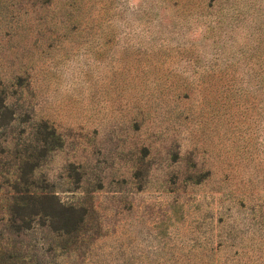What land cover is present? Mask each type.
<instances>
[{"label":"rangeland","instance_id":"374dc122","mask_svg":"<svg viewBox=\"0 0 264 264\" xmlns=\"http://www.w3.org/2000/svg\"><path fill=\"white\" fill-rule=\"evenodd\" d=\"M0 264H264V0H0Z\"/></svg>","mask_w":264,"mask_h":264},{"label":"trees","instance_id":"16d2710c","mask_svg":"<svg viewBox=\"0 0 264 264\" xmlns=\"http://www.w3.org/2000/svg\"><path fill=\"white\" fill-rule=\"evenodd\" d=\"M51 135L54 137L56 136L54 131L51 132ZM28 165L29 170L22 175L24 178L31 175L36 166L33 164ZM17 189H19L18 185H16V190ZM15 211L20 219H23L24 216H28L30 219L34 216L43 217L52 222V226L55 230L64 231L66 233L77 230L84 220L83 210L66 206L61 203L56 195L49 193L30 192L28 201L16 205Z\"/></svg>","mask_w":264,"mask_h":264}]
</instances>
